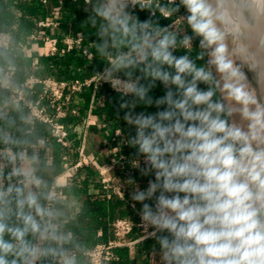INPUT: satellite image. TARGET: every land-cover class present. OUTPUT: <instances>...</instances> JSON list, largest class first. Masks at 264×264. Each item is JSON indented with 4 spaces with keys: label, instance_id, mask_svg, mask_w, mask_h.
I'll return each mask as SVG.
<instances>
[{
    "label": "clouds",
    "instance_id": "obj_1",
    "mask_svg": "<svg viewBox=\"0 0 264 264\" xmlns=\"http://www.w3.org/2000/svg\"><path fill=\"white\" fill-rule=\"evenodd\" d=\"M84 2L104 62L95 75L135 129L126 140L133 166L154 177L130 199L158 264H264V100L248 75L264 68V0ZM234 33L246 38L247 58L231 46ZM13 68L0 36V264H82L78 201L45 175L48 142L19 105ZM157 82L160 98L150 95Z\"/></svg>",
    "mask_w": 264,
    "mask_h": 264
},
{
    "label": "trees",
    "instance_id": "obj_2",
    "mask_svg": "<svg viewBox=\"0 0 264 264\" xmlns=\"http://www.w3.org/2000/svg\"><path fill=\"white\" fill-rule=\"evenodd\" d=\"M89 6L85 5L84 0H48L47 3H42L39 0H0V31L6 30L11 33L12 48L11 57L16 67V79L18 82L22 81L29 75L38 77L53 76L60 81H72L75 79H82L84 77L94 74L103 68V61L100 57L94 54L95 29L87 23L86 18L89 12L85 11ZM58 9L61 15V27L65 33L74 34L76 32L82 33V41L71 50L60 52L63 46L62 39L59 40L58 50L51 55H38L37 62L32 63V56H27L22 50L23 45L28 42V36L31 33H36L37 20L46 13L47 10ZM180 13L186 14L185 10L181 8ZM136 14L141 20L148 17L147 11H139L136 9ZM173 20L176 18L173 17ZM171 21L161 18L160 23L167 25ZM187 33L191 35V30L186 29ZM199 38L194 39L193 56L198 51ZM86 48L92 53L91 58H87L82 49ZM182 55L183 50L175 53ZM197 63H203L198 61ZM158 83V87L153 90L150 95L155 98H160L165 95L163 85ZM204 88V85H200ZM30 98L36 99L42 92L41 85H34L31 88ZM4 100L3 98H0ZM128 99V98H125ZM96 105V112L100 121L105 126L117 125L122 130L125 141L130 135H134L135 129L126 124L123 120L125 110L120 109L121 98L108 84L101 83L96 91L93 93L91 86H85L80 92L72 95L70 106L76 109V113H67L66 118L68 123H65L73 136L69 145L63 146L57 144L56 157L60 165L67 161L74 163L78 157L76 145L79 141L75 128L83 121L85 110L89 107L91 101ZM43 104L48 111L53 112L48 99L43 100ZM21 105L26 112L27 108ZM158 109L153 105L151 107H137V113L144 111L146 114L155 113ZM162 110V108L160 109ZM15 115V113H13ZM35 124L42 130V132L49 130L46 123L42 121H35ZM77 131V130H76ZM36 132V131H33ZM40 134V133H39ZM43 135V133H42ZM126 154L124 162V176L133 178L135 180H145L149 177H142L138 168L132 165L135 157V149L130 147L127 143L123 149ZM65 156V159L63 158ZM140 166H143V161H140ZM84 176V177H81ZM94 191H90V188ZM68 195H78L83 197V207L79 213L78 219L80 224L74 223L72 225L73 231L76 232L79 241L81 242V258L82 264H88L83 251L89 249L95 243L105 242L113 239L110 222L118 217H128L132 222V229L127 235V239L134 240L142 235L141 229L136 225L138 216L135 215L129 205L116 195L106 197V191L103 189L100 182L99 175L92 171H85L82 175L80 172L71 175L69 183L66 187ZM101 229V235H97V229ZM150 238V237H149ZM144 239L138 245H144L145 249L155 247L157 245L154 238ZM130 246H117L113 248V252L117 255V259L112 261V264H132L129 254Z\"/></svg>",
    "mask_w": 264,
    "mask_h": 264
},
{
    "label": "built area",
    "instance_id": "obj_3",
    "mask_svg": "<svg viewBox=\"0 0 264 264\" xmlns=\"http://www.w3.org/2000/svg\"><path fill=\"white\" fill-rule=\"evenodd\" d=\"M42 3H47L48 0H39ZM58 9H51L48 15L52 16L58 13ZM180 15H184L180 13ZM59 22L53 19L41 20L38 22L40 28L47 26L58 25ZM44 35L43 31H40V35ZM0 36H3L6 40H9L12 48V39L11 34L8 31H1ZM32 38H35L36 35L32 34ZM45 42L49 43V52L50 54L55 53L58 50V39L56 37L43 36ZM82 41V33L76 32L74 34H67L62 38L63 46L60 48V52L64 53L65 51L71 50L77 45H80ZM82 53L87 57L91 58L92 53L86 48L82 49ZM14 73H16V67L13 68ZM20 87L18 89V95L13 93L12 95H17L19 104H23L28 113L33 117L35 121H42L46 123L49 127L50 137L58 144L66 146L71 143L69 137V128L65 122L61 121L60 118L64 117L65 110L68 105H70L72 95L76 92H80L83 87L91 86L93 93L96 91L98 86L101 84L97 76L94 74L84 77L82 79H75L72 81H60L55 79L53 76L38 77L35 75H29L22 81L18 82ZM34 85H41L42 92L36 98H30L27 93ZM49 100V104L54 108L53 112L47 110V107L44 106L43 100ZM7 103V100L4 104ZM93 109V100L90 103L88 108V114L91 113ZM72 113H76L74 108H71ZM116 134H120L119 131H116ZM116 149V148H115ZM78 161L68 169H73L79 166L84 165L88 162L84 155L83 147L78 146ZM126 158V156L121 155L117 160H113L112 163L99 167L98 175L100 177V182L103 189L107 191L108 196L117 195L122 196L123 192L119 187L111 185L112 172L115 169L116 164L119 160ZM136 225L141 229L142 238L149 237L150 229L141 223L140 217L138 215V220ZM110 227L113 235V239H110L105 242H98L91 246L89 249L83 251V255L86 257L88 264H112L113 260H116L118 257L113 252V248L117 246H131L134 241L127 239V235L132 229V222L129 218L118 217L113 219L110 222Z\"/></svg>",
    "mask_w": 264,
    "mask_h": 264
},
{
    "label": "crops",
    "instance_id": "obj_4",
    "mask_svg": "<svg viewBox=\"0 0 264 264\" xmlns=\"http://www.w3.org/2000/svg\"><path fill=\"white\" fill-rule=\"evenodd\" d=\"M49 11L51 10H47L46 13H44V15H42L37 20V27H38L37 30L38 31L36 33H31L27 38L28 42H26L22 47V50L26 53L27 56L30 57L34 54V58H32V63L37 62L38 55H51L49 52V43L44 41L43 36L46 35L50 37H56L59 41L67 34H71L68 32L65 33L63 28L61 27L62 20H61L60 12L58 11V13H56L55 15L53 14L52 16H49L48 15ZM49 18L58 21L59 24L55 26L52 25V26H47L43 28H40L38 26L39 21L46 20ZM3 31H6V30H3ZM40 31H43L44 35L42 34L40 35ZM32 34L36 35V37L32 38L31 37ZM58 45H59V42H58ZM30 94H31V91L29 90L27 95L29 96ZM5 101L6 99L3 100V103ZM71 108L73 107L70 105H68L67 108H64L65 115L64 117L60 118L61 121L68 123L67 118H66L67 113L69 112L71 114H74L70 111ZM88 108L85 110L83 121L80 124H78L75 128V133H77L78 139H79L76 145V148L78 146L83 147L84 155L86 159L88 160V162L82 166H79L73 169H68V167H72L78 161L79 155L74 163H69L67 161H64L60 165L56 157V149H55L58 143H56L50 137L48 129L42 132V130L39 129V127L35 123L33 124L32 131H36L33 133L35 135L44 137L48 142V147H47L48 170L45 173V175L50 179H55L62 186L68 185L71 175H75L78 172L84 175L85 171L87 170L92 171L96 173V175H98L99 167L112 163L113 160H117L121 155L126 156V154L123 151L126 145V141L124 139V135L120 127L117 125H111V126L103 125L100 121L99 116L97 115L96 105L93 104V109L90 114L87 113ZM116 131H119L120 134L119 135L116 134ZM72 136H73V132L71 133V129H70L69 130L70 140L72 139ZM63 158L65 159V156ZM125 159L126 158L119 160V162L116 164L115 169L112 172L113 175L111 179V185L119 187L122 190L123 195L122 196L116 195V196L124 200L129 205V207L133 210L135 215L138 216V210L140 209L141 205L140 203L137 202L135 209L131 207V204L133 203L130 199L131 193L135 186H139L141 190L146 189L148 186L149 179H153L154 177H150L145 180H141V179L135 180L136 185H132L131 183L127 181V177L124 176ZM133 163H135V161H132V165ZM81 177H84V176H81ZM63 190L65 192V195L73 197L78 201V208L81 211L83 207V197L84 196H78V195H72V194L68 195L66 192V188H63ZM90 191H94L92 187L90 188ZM111 196H108V193L106 191V197L109 198ZM125 218H128V217H125ZM75 223L79 225L81 222L77 218ZM101 233H102L101 229L98 228L97 235H101ZM148 238L149 237L142 238V235H141L138 238L133 240L134 243L133 245L130 246V249H129L130 260L132 261V264H158L159 257L156 252L158 245L152 248L150 247L148 250L144 248L143 244L142 245L140 244L137 246L138 243H141L144 239H148Z\"/></svg>",
    "mask_w": 264,
    "mask_h": 264
},
{
    "label": "bare ground",
    "instance_id": "obj_5",
    "mask_svg": "<svg viewBox=\"0 0 264 264\" xmlns=\"http://www.w3.org/2000/svg\"><path fill=\"white\" fill-rule=\"evenodd\" d=\"M230 42L231 46L240 54V58H247L246 38L239 33H234L233 40H230Z\"/></svg>",
    "mask_w": 264,
    "mask_h": 264
},
{
    "label": "water",
    "instance_id": "obj_6",
    "mask_svg": "<svg viewBox=\"0 0 264 264\" xmlns=\"http://www.w3.org/2000/svg\"><path fill=\"white\" fill-rule=\"evenodd\" d=\"M254 80L257 94L262 100H264V68L257 69ZM241 125L244 126L243 121H241Z\"/></svg>",
    "mask_w": 264,
    "mask_h": 264
},
{
    "label": "rangeland",
    "instance_id": "obj_7",
    "mask_svg": "<svg viewBox=\"0 0 264 264\" xmlns=\"http://www.w3.org/2000/svg\"><path fill=\"white\" fill-rule=\"evenodd\" d=\"M247 71V70H246ZM248 75L250 77V80H251V84L252 86L256 89V84H255V80H254V76L256 75V73H253V72H248ZM257 91V90H256Z\"/></svg>",
    "mask_w": 264,
    "mask_h": 264
}]
</instances>
